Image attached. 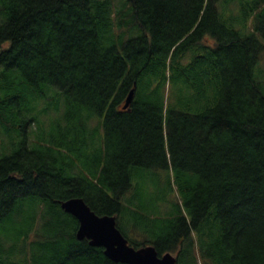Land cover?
I'll return each mask as SVG.
<instances>
[{
  "label": "trees",
  "instance_id": "1",
  "mask_svg": "<svg viewBox=\"0 0 264 264\" xmlns=\"http://www.w3.org/2000/svg\"><path fill=\"white\" fill-rule=\"evenodd\" d=\"M263 52L264 0H0V264H126L58 201L119 227L148 176L131 245L264 264Z\"/></svg>",
  "mask_w": 264,
  "mask_h": 264
},
{
  "label": "water",
  "instance_id": "2",
  "mask_svg": "<svg viewBox=\"0 0 264 264\" xmlns=\"http://www.w3.org/2000/svg\"><path fill=\"white\" fill-rule=\"evenodd\" d=\"M131 89L123 105L126 108L133 99ZM60 207L72 214L78 221L76 238L87 239L92 246L104 248V254L117 262L126 264H177V258L170 252L159 256L153 245L135 248L130 245L117 226L114 215L96 214L81 197L58 201Z\"/></svg>",
  "mask_w": 264,
  "mask_h": 264
},
{
  "label": "rangeland",
  "instance_id": "3",
  "mask_svg": "<svg viewBox=\"0 0 264 264\" xmlns=\"http://www.w3.org/2000/svg\"><path fill=\"white\" fill-rule=\"evenodd\" d=\"M258 67L261 66L264 70V52L262 55V59L260 61V64L257 65ZM257 67V68H258ZM58 117V116H57ZM57 122V118L56 116L54 117H47V118H43V117H39V123H35V128H37V130L39 129L40 133H43L46 137H48L50 135V133L52 132L53 135H57L59 133V131H55L53 130V126L52 123ZM135 186H137V190L135 193L131 192V196H134V202L133 204L130 205V209L131 212H127V214L124 215V219H121L120 217V224L119 227L121 229L122 232L127 233V231L125 229L128 228V230L130 229V224L129 222L130 219L127 218V215L132 214V211H139V204L142 203H150L151 201H153V198L156 199V204L158 205L160 211H161V206L164 203H168L169 199L166 197V201H162L161 199H159V197H161V193L156 191L155 187H154V182L153 180L150 178V176H148L147 178H141L139 179L137 182H135ZM130 196V197H131ZM159 217V216H157Z\"/></svg>",
  "mask_w": 264,
  "mask_h": 264
},
{
  "label": "bare ground",
  "instance_id": "4",
  "mask_svg": "<svg viewBox=\"0 0 264 264\" xmlns=\"http://www.w3.org/2000/svg\"><path fill=\"white\" fill-rule=\"evenodd\" d=\"M19 10V9H18ZM89 242V241H88ZM147 245H152V244H147ZM92 246V245H91ZM143 246H145V245H143ZM154 246V245H153ZM98 247H100V246H98ZM140 247H142V246H140ZM155 247V246H154ZM103 248V247H102ZM135 248H139V247H135ZM156 249V248H155ZM156 251H157V249H156ZM103 252H104V248H103ZM157 253H158V251H157ZM164 254V253H163ZM163 254H159L158 253V255L159 256H161V255H163ZM108 257V256H107ZM109 258V257H108ZM111 259V258H110ZM112 260V259H111ZM114 261V260H113ZM115 262H117V261H115ZM121 263H123V262H121Z\"/></svg>",
  "mask_w": 264,
  "mask_h": 264
}]
</instances>
